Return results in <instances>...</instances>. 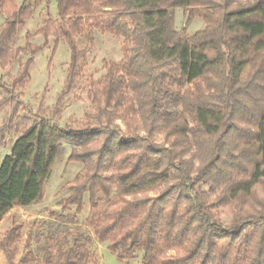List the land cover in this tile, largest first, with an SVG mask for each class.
<instances>
[{"label": "trees", "instance_id": "1", "mask_svg": "<svg viewBox=\"0 0 264 264\" xmlns=\"http://www.w3.org/2000/svg\"><path fill=\"white\" fill-rule=\"evenodd\" d=\"M43 1H55L57 19L25 35L43 43L15 48ZM177 8L187 10L180 31ZM0 15V67L28 55L12 83L0 77V114L8 110L0 144L19 132L0 163V220L15 205L42 201L69 146L68 162L82 169L66 185L61 208L74 213L63 219L76 222L87 195L93 235L118 261L141 252V264H264V0H0ZM197 16L205 26L188 36ZM93 29L121 37L122 58L105 61L104 75L89 81L87 123L60 126L54 119L81 76ZM50 37L71 49L63 89L51 108L20 115L30 65ZM78 37L89 45L79 50ZM223 206L234 208L227 225L215 215ZM21 230L16 223L0 238L8 264ZM33 258L27 250L19 264ZM89 260L78 237L70 246L48 243L41 264Z\"/></svg>", "mask_w": 264, "mask_h": 264}, {"label": "rangeland", "instance_id": "2", "mask_svg": "<svg viewBox=\"0 0 264 264\" xmlns=\"http://www.w3.org/2000/svg\"><path fill=\"white\" fill-rule=\"evenodd\" d=\"M17 4L21 0H16ZM55 1H43L36 8L34 14L25 22L19 30L15 41V48H23L29 42L41 45L43 37L40 35L26 38V33L33 34L42 25L43 20L50 17L57 19ZM174 30L180 31L187 19V10L177 8L173 11ZM4 16L0 15V29ZM205 24L201 17H195L187 26L186 34L191 36L202 30ZM1 32V30H0ZM93 41L88 52L79 57L82 67L81 76L76 80L74 87L64 96L62 112L54 121L60 126L70 125L77 127L85 124L88 117L93 114V107L87 95L88 83L97 80L104 75L103 63L105 61L119 62L122 58L121 45L123 39L114 36L109 32L93 29L91 32ZM75 43L79 50L89 45L86 37H78ZM71 49L67 41L60 38L57 42L54 37L48 39V44L43 47L35 56L29 68V82L23 89L21 97L25 104V110L20 115L26 114L28 110L37 111L40 104L51 108L60 95L69 69ZM28 55L18 53L15 59L4 67H0V77L4 83H12L16 77L20 65L25 63ZM2 92L0 91V99ZM7 109L0 114V121L7 115ZM121 124L122 131L125 130ZM19 136V132H12L5 135L0 144V163L5 155L9 154L13 143ZM155 140L162 141V135L157 134ZM70 147L65 146L62 155L55 161L51 174L44 187L43 199L39 203L29 206L15 205L3 214L0 220V238L2 234L12 225H22L21 237L18 251L12 264H19L27 250L33 254L32 264H41L44 248L48 243L51 245L63 244L70 246L74 238L85 239L86 246L90 252L88 264H141V252L127 262L118 261L108 250L106 243L99 242L93 235L92 227L88 223L89 205L87 195L84 198L83 211L78 215L76 222H69L64 217H70L74 213V207L62 209L60 201L67 197L70 191L67 184L71 183L82 169V164L68 162ZM257 193L262 195V189L257 187ZM234 212L231 206H223L215 211L216 217L227 225ZM50 241V242H49ZM0 264H8L5 254L0 250Z\"/></svg>", "mask_w": 264, "mask_h": 264}]
</instances>
